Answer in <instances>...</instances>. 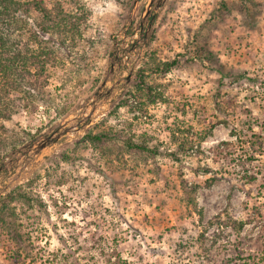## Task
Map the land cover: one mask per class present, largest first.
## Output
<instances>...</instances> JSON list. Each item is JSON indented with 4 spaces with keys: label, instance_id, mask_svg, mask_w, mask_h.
<instances>
[{
    "label": "rangeland",
    "instance_id": "374dc122",
    "mask_svg": "<svg viewBox=\"0 0 264 264\" xmlns=\"http://www.w3.org/2000/svg\"><path fill=\"white\" fill-rule=\"evenodd\" d=\"M62 1L2 121L0 264H264V0Z\"/></svg>",
    "mask_w": 264,
    "mask_h": 264
},
{
    "label": "trees",
    "instance_id": "16d2710c",
    "mask_svg": "<svg viewBox=\"0 0 264 264\" xmlns=\"http://www.w3.org/2000/svg\"><path fill=\"white\" fill-rule=\"evenodd\" d=\"M63 4L62 0H58L48 7L44 0H0V130L2 131L6 130L2 121L12 119L21 108L20 101L12 97V91L21 92L25 89L24 86L30 89L42 87L44 82V79H41L42 73L45 72L47 63H51L54 59L51 57L54 54L51 45H43L44 42L35 32V24L39 25L43 33L51 29L52 33L56 32L62 36L68 32L75 34L80 28L83 15L67 11ZM33 12L36 13L34 16L36 20L30 21L29 15ZM52 19H55L54 25L51 24ZM146 38L149 42L151 33H147ZM87 137L101 138L100 135H87ZM7 143L0 131V151ZM23 264L27 263L23 262ZM239 264H249V262L243 261Z\"/></svg>",
    "mask_w": 264,
    "mask_h": 264
},
{
    "label": "water",
    "instance_id": "95a60500",
    "mask_svg": "<svg viewBox=\"0 0 264 264\" xmlns=\"http://www.w3.org/2000/svg\"><path fill=\"white\" fill-rule=\"evenodd\" d=\"M45 145H43L42 147H44Z\"/></svg>",
    "mask_w": 264,
    "mask_h": 264
}]
</instances>
